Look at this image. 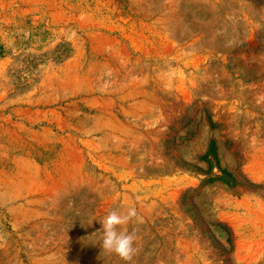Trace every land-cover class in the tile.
Returning <instances> with one entry per match:
<instances>
[{
  "label": "rangeland",
  "instance_id": "1",
  "mask_svg": "<svg viewBox=\"0 0 264 264\" xmlns=\"http://www.w3.org/2000/svg\"><path fill=\"white\" fill-rule=\"evenodd\" d=\"M0 264H264V0H0Z\"/></svg>",
  "mask_w": 264,
  "mask_h": 264
},
{
  "label": "clouds",
  "instance_id": "2",
  "mask_svg": "<svg viewBox=\"0 0 264 264\" xmlns=\"http://www.w3.org/2000/svg\"><path fill=\"white\" fill-rule=\"evenodd\" d=\"M143 223L134 207L127 211L117 209L110 210L101 221L102 239L100 248L109 254H116L125 262L132 261L138 249L135 247L137 239L136 230L129 231L127 225L130 222Z\"/></svg>",
  "mask_w": 264,
  "mask_h": 264
},
{
  "label": "trees",
  "instance_id": "3",
  "mask_svg": "<svg viewBox=\"0 0 264 264\" xmlns=\"http://www.w3.org/2000/svg\"><path fill=\"white\" fill-rule=\"evenodd\" d=\"M210 154L214 156V146H213L212 143L210 144V146H209V148H208V152H207L206 155H210ZM206 158H207V157H205V159H206ZM206 162L208 163L209 170H210V169L213 167V166L211 165V161H206ZM217 166H218V163H217ZM218 168H219V166H218ZM212 169H213V168H212ZM219 171H220V175H219V176H216V177H214V178H212V179H210V181H211V182H212V181H220V182L225 183L226 185L232 187V186L234 185V183H235V180H234L232 174L229 173L228 171H226L225 169H220V168H219Z\"/></svg>",
  "mask_w": 264,
  "mask_h": 264
}]
</instances>
